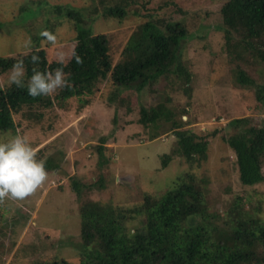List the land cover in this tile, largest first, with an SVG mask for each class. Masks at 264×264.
<instances>
[{
  "label": "trees",
  "instance_id": "trees-1",
  "mask_svg": "<svg viewBox=\"0 0 264 264\" xmlns=\"http://www.w3.org/2000/svg\"><path fill=\"white\" fill-rule=\"evenodd\" d=\"M106 2L108 0H101V12L122 20L129 5L136 0H118L114 5ZM49 12L71 20L75 29L71 55L63 60V70L69 74L71 86L57 89L49 95L30 97L26 88L9 86L6 82L0 88L2 132L15 125V113L41 124L54 110H68L73 100L78 104L79 112L109 85L106 103L113 106L114 115L125 105L126 112L132 111L125 96L133 93L139 97L138 123L146 131L152 130L150 139L162 135L175 136L177 144L173 143L171 152L162 155L163 167L175 156H182L190 163H200L207 159L209 142L202 135L182 129L183 119L178 114L184 111L187 115L188 112L170 105L171 97L165 89L167 85L161 87L159 81L164 77L167 84L174 85L180 80L183 88L188 89L192 73L186 50L195 36L206 35L204 31L198 32L204 27L222 31L220 39L226 56L235 61H244L251 56L264 63V0H225L219 10L218 23L201 20L204 27H197V30L192 26L200 19H187V12L177 9L178 15L166 14L137 23L130 34L126 33V41L123 38L122 44L118 45L109 33L95 32L92 24L85 22L73 7L53 6ZM139 15L142 16L141 13ZM57 19L50 21L43 16L45 32L54 35L57 24L62 21ZM34 38L36 45L29 50L0 55V74L8 71L16 59L23 57L26 83L35 67L31 61L33 54L40 57L38 67L41 71L46 67L51 71L61 66L58 59L49 57L47 47L39 44L40 39H46L42 31ZM76 57L80 58L79 63ZM233 72L236 85H257L258 97L264 100V84L260 87L239 67ZM154 89L157 101L151 96ZM53 115L57 117L58 112ZM59 123L61 125L63 121ZM229 127L233 132L224 137V141L235 155L239 181L244 186L264 184V123L255 117H241L230 119L227 129ZM105 143V137H101L98 145L101 166L107 160L103 158ZM55 166L51 161L45 162L46 168ZM210 182L211 178L205 173L199 175L187 171L178 175L163 193H144L143 203L134 208V212L144 215L143 225L134 234H129L124 213L115 214L110 205L102 206L91 200L84 190H89L92 185L73 179V189L82 197L81 240L87 247L94 245L84 252L79 262L54 257L34 264H264V197L253 200V194L247 190L235 195L225 208L227 227L221 228L213 220L216 214L210 210ZM3 204H0V220L7 212L6 203Z\"/></svg>",
  "mask_w": 264,
  "mask_h": 264
},
{
  "label": "rangeland",
  "instance_id": "rangeland-1",
  "mask_svg": "<svg viewBox=\"0 0 264 264\" xmlns=\"http://www.w3.org/2000/svg\"><path fill=\"white\" fill-rule=\"evenodd\" d=\"M117 1L108 0L106 4L114 5ZM224 1L136 0L120 20L101 12V0H0V55L29 50L36 45L34 37L41 31L45 32L43 16L50 21L58 17L57 20L62 21L55 28L54 42L42 38L39 44L47 47L51 59L62 56L67 60L73 49L75 29L71 20L49 12L53 6L75 8L85 22L92 24L95 32L109 33L118 45L122 44L123 38L126 41V33L130 34L137 23L166 14L178 15L177 9L187 12V19H200L195 21L193 30L204 27L201 20L218 23ZM23 8L27 10L23 11ZM203 29H198V32L204 31L206 35L195 36L186 50L192 73L188 89L183 88L180 80L174 85L167 84L164 77L158 84L161 87L167 85L165 89L171 97L170 105L188 112L184 115V111L178 110V116L183 119L182 129L208 140L207 159L190 163L182 156H175L163 167L162 155L171 152L173 143L177 144L175 136L162 135L150 139L152 130L146 131L138 123L139 97L133 93L125 96L132 111L126 112L125 105L114 115L113 106L106 103L109 85L79 112L78 104L73 100L68 110H54L58 116L51 112L41 124L15 113V125L8 131H0V137L27 135L36 149L37 158L57 166L45 167L47 179L23 200L6 197L0 201V204L6 203L7 209L0 220V264H34L54 257L79 262L84 252L92 248L94 244L87 247L81 240L82 197L73 189V179L92 185L89 190H84L91 200L102 206L110 205L115 214L124 213L129 234H134L143 225L144 215L134 212V208L143 203L144 193H163L178 175L187 171L199 175L205 173L211 178L208 192L210 210L216 214L213 220L221 228L227 227L225 208L235 195L247 190L253 194V200L264 197V184L244 186L239 181L235 155L224 141V137L233 132L230 127L227 129L230 119L255 117L264 123V100L258 97L257 85L240 87L233 80V69L239 67L262 87L264 63L251 56L244 61L233 60L222 48V31L214 27ZM47 42L50 44L46 45ZM7 80L8 71L1 73L0 88ZM156 94L154 89L151 96L155 101ZM61 120L63 123L60 125ZM101 137L106 139L103 158L107 159L102 166L98 151Z\"/></svg>",
  "mask_w": 264,
  "mask_h": 264
},
{
  "label": "clouds",
  "instance_id": "clouds-1",
  "mask_svg": "<svg viewBox=\"0 0 264 264\" xmlns=\"http://www.w3.org/2000/svg\"><path fill=\"white\" fill-rule=\"evenodd\" d=\"M42 35L51 42L55 40V37L47 32ZM30 43V41L27 42L29 45ZM39 60V56L35 54L31 56L35 67L25 83L24 58L16 59L8 70V85L26 88V93L30 97L49 95L57 89L71 86L69 74L63 70L62 56L57 60L61 66L51 71L47 67L41 71L38 67ZM76 60L80 62L79 57H76ZM47 175L45 161L37 158L36 149L27 135L0 137V201L6 197L23 200L47 179Z\"/></svg>",
  "mask_w": 264,
  "mask_h": 264
}]
</instances>
